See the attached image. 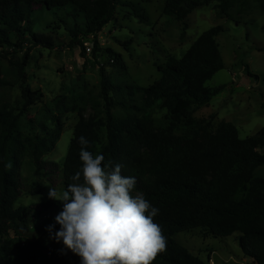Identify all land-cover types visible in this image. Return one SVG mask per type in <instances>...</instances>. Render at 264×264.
Masks as SVG:
<instances>
[{"label":"trees","instance_id":"obj_1","mask_svg":"<svg viewBox=\"0 0 264 264\" xmlns=\"http://www.w3.org/2000/svg\"><path fill=\"white\" fill-rule=\"evenodd\" d=\"M234 0H167L164 14L184 21L193 11L219 2L226 12ZM264 11V0H258ZM130 10L141 23H150L147 11L135 2L120 0H0V89H19L20 99L12 107L6 93L0 91V264H81L80 257L57 242L47 229L53 215L63 210L58 200L15 207L26 183L22 168L27 158L37 172L49 173L55 186L59 179L64 189L81 170L79 158L84 136L90 142L86 150L102 154L104 163L122 164V175L137 180L133 195L142 192L146 200L159 209L154 221L166 238L164 252L152 264H210L177 242L182 232L206 229L214 238L237 235L245 257L254 264H264V178L255 177L264 166V127L255 135L241 139L230 122H221L213 130L210 120L197 119L193 112L207 106L218 89L208 88L207 81L225 67L216 38L222 26L213 27L192 44L182 58L170 57L160 65L161 78L148 87L137 85L129 75L121 54L107 49L109 61L124 84L114 83L100 69V102L90 107L85 98L78 106L74 93L56 100V108L43 105L31 117L32 107L44 104L45 95L29 85L27 68L35 48L54 50L57 42L50 32L36 31L40 12L60 16V26L70 44L84 47V39L97 35L115 20L117 6ZM96 43L95 38L93 40ZM133 43V39L126 45ZM93 50V49H92ZM96 47L94 53H96ZM20 54H22L20 56ZM87 89V85H84ZM77 111L66 159L62 168L44 161L60 140L69 113ZM164 112L162 116L156 113ZM27 117L37 132L22 130ZM11 162L10 170L5 164ZM62 174V176H61ZM31 195L41 194L35 183ZM33 233L23 252H19L24 235ZM13 236V238H11ZM24 254V255H22Z\"/></svg>","mask_w":264,"mask_h":264},{"label":"rangeland","instance_id":"obj_2","mask_svg":"<svg viewBox=\"0 0 264 264\" xmlns=\"http://www.w3.org/2000/svg\"><path fill=\"white\" fill-rule=\"evenodd\" d=\"M120 1L139 3L149 14L150 23H141L128 8L117 6L115 20L94 35L96 43L90 55H83L84 49L80 45L69 47L68 33L58 29L62 13L52 15L44 11L37 14L34 30L43 31L51 25L50 32L56 38L57 47L52 51L41 48L31 51L32 62L27 68L29 85L45 95L44 104L32 107L31 117L38 114L43 105L55 109L57 98L71 93H74L78 106L87 98L91 104L86 116L93 115L90 106L101 101L100 69L114 78L115 84H124V78L118 76L112 60L109 61L107 49L123 56L129 75L137 85L148 87L161 78L160 65L170 57L182 58L200 35L213 27L222 26L223 32L216 40L225 67L206 83L208 88L220 92L207 106L197 108L193 116L210 120L213 130L223 121L230 122L238 129L241 139L255 135L264 127V11L258 0H234L226 12L222 11L219 2H212L193 11L184 21L164 14L167 0ZM131 39L133 43L126 45ZM0 91L8 95L12 107L17 106L21 95L19 89L1 88ZM156 114L162 116L164 112ZM78 119L77 111L65 117L63 134L55 150L45 156L44 161L55 162L62 168ZM22 122L24 132H37L27 117H23ZM260 151L264 153V148ZM21 173L26 188L16 202V208L53 200L48 197L50 187H55L58 192L65 190L60 179L54 186L49 173L37 172L30 158L26 159ZM254 176L264 178V166L257 168ZM35 183L41 188V194L31 195L30 190ZM58 214L53 215L50 225L57 224L55 217ZM31 235L33 233L17 241L19 252L24 253V245ZM237 237L238 234L214 238L206 229L198 228L179 233L176 240L205 262L210 257V264H254L242 253ZM8 239L0 238V245Z\"/></svg>","mask_w":264,"mask_h":264},{"label":"clouds","instance_id":"obj_3","mask_svg":"<svg viewBox=\"0 0 264 264\" xmlns=\"http://www.w3.org/2000/svg\"><path fill=\"white\" fill-rule=\"evenodd\" d=\"M78 143L81 170L65 190L49 188V199L63 204L55 217L60 229L54 238L80 257L81 264H152L167 245L154 221L159 209L142 192L133 195L137 180L122 175V164L94 156L86 150L90 142L84 136ZM11 167V162L5 164L6 170ZM53 227L47 230L51 233Z\"/></svg>","mask_w":264,"mask_h":264},{"label":"built area","instance_id":"obj_4","mask_svg":"<svg viewBox=\"0 0 264 264\" xmlns=\"http://www.w3.org/2000/svg\"><path fill=\"white\" fill-rule=\"evenodd\" d=\"M93 39H94V35H90V37L84 39L83 41L87 55H90L92 53L93 45L91 42L93 41Z\"/></svg>","mask_w":264,"mask_h":264}]
</instances>
